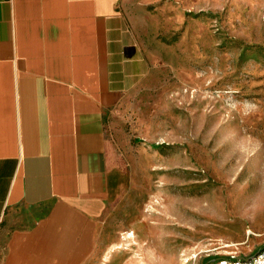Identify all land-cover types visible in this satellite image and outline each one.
Listing matches in <instances>:
<instances>
[{"label":"rangeland","instance_id":"obj_1","mask_svg":"<svg viewBox=\"0 0 264 264\" xmlns=\"http://www.w3.org/2000/svg\"><path fill=\"white\" fill-rule=\"evenodd\" d=\"M144 76L106 118L109 201L81 264L264 247V0H126Z\"/></svg>","mask_w":264,"mask_h":264},{"label":"crops","instance_id":"obj_2","mask_svg":"<svg viewBox=\"0 0 264 264\" xmlns=\"http://www.w3.org/2000/svg\"><path fill=\"white\" fill-rule=\"evenodd\" d=\"M126 0H0V264H81L109 201L106 118L144 76Z\"/></svg>","mask_w":264,"mask_h":264},{"label":"built area","instance_id":"obj_3","mask_svg":"<svg viewBox=\"0 0 264 264\" xmlns=\"http://www.w3.org/2000/svg\"><path fill=\"white\" fill-rule=\"evenodd\" d=\"M216 264H264V247L249 257L222 258Z\"/></svg>","mask_w":264,"mask_h":264}]
</instances>
